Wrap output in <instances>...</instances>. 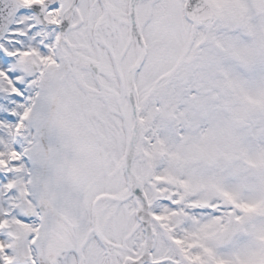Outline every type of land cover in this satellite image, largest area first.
I'll use <instances>...</instances> for the list:
<instances>
[{"label": "snow or ice", "instance_id": "1", "mask_svg": "<svg viewBox=\"0 0 264 264\" xmlns=\"http://www.w3.org/2000/svg\"><path fill=\"white\" fill-rule=\"evenodd\" d=\"M0 264H264V0H0Z\"/></svg>", "mask_w": 264, "mask_h": 264}]
</instances>
